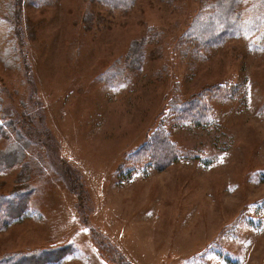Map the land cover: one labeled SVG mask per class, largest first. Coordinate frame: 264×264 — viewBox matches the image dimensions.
<instances>
[{
    "label": "rangeland",
    "instance_id": "1",
    "mask_svg": "<svg viewBox=\"0 0 264 264\" xmlns=\"http://www.w3.org/2000/svg\"><path fill=\"white\" fill-rule=\"evenodd\" d=\"M124 260L264 264V0H0V264Z\"/></svg>",
    "mask_w": 264,
    "mask_h": 264
},
{
    "label": "trees",
    "instance_id": "2",
    "mask_svg": "<svg viewBox=\"0 0 264 264\" xmlns=\"http://www.w3.org/2000/svg\"><path fill=\"white\" fill-rule=\"evenodd\" d=\"M234 1V0H233ZM228 17V21L230 24L233 25H241V12L239 10L232 12L230 14H227ZM223 28H225V26L223 25ZM185 110L190 114V116L194 119L200 117L203 115L204 112V106L200 105L199 102H194V103H188L186 105H184ZM167 138L165 137V135L163 133H157L154 137V140L152 142V144L150 145H146L142 150L141 153L143 154V156H145L148 159H151L152 162H154L157 166H163L165 163H167L169 160H171L172 158H174V154H172V151L170 150V143L167 142L166 140ZM148 151H149V155L148 156ZM13 209V208H12ZM7 214H11L12 213H16V217L18 215H20V213L18 211H5ZM93 239L95 241V243L99 244L101 247V251L104 253L105 248H103L104 246L99 243L97 241V239H99L96 236H93ZM120 264H130L129 262H126L124 260V262L120 263Z\"/></svg>",
    "mask_w": 264,
    "mask_h": 264
}]
</instances>
